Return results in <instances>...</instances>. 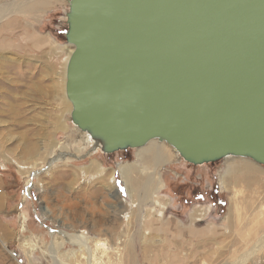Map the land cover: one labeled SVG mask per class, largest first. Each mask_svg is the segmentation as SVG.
<instances>
[{
    "label": "rangeland",
    "instance_id": "1",
    "mask_svg": "<svg viewBox=\"0 0 264 264\" xmlns=\"http://www.w3.org/2000/svg\"><path fill=\"white\" fill-rule=\"evenodd\" d=\"M68 1L0 21V264H86L81 236L90 238L96 264H130V251L136 264H264V247L253 249L264 231L247 245L238 240L246 236L247 220L259 223L249 236L264 221V166L258 164L263 172L248 190L232 179L222 182L226 159L213 172L179 156L161 169L159 194L136 207L125 200L118 166L135 163L138 150L106 157L71 119L65 85L73 46L63 37ZM24 146L38 147L39 157L25 158ZM92 161L106 170L105 178L83 170ZM130 169L134 178L154 174L143 162ZM233 197L242 201L237 210L230 209Z\"/></svg>",
    "mask_w": 264,
    "mask_h": 264
},
{
    "label": "water",
    "instance_id": "2",
    "mask_svg": "<svg viewBox=\"0 0 264 264\" xmlns=\"http://www.w3.org/2000/svg\"><path fill=\"white\" fill-rule=\"evenodd\" d=\"M71 119L106 155L264 166V0H69Z\"/></svg>",
    "mask_w": 264,
    "mask_h": 264
},
{
    "label": "bare ground",
    "instance_id": "3",
    "mask_svg": "<svg viewBox=\"0 0 264 264\" xmlns=\"http://www.w3.org/2000/svg\"><path fill=\"white\" fill-rule=\"evenodd\" d=\"M6 1H7L6 3H4V2L1 3L2 7L0 8V21L4 18L9 17L11 14H14V12L23 13V14L25 13V14H30V15L40 13L45 8H47L51 4V2L54 0H16V1L6 0ZM10 3H12V4H10ZM37 17H38V15H37ZM68 102L72 106V104L70 103L69 100H68ZM91 139L92 138L90 136L88 140L91 141ZM88 140L85 141V147L86 148L89 147V141ZM92 142L96 143L93 139H92ZM96 144L98 145V143H96ZM50 145L53 146V144H49V146ZM167 147H169L168 148L169 150L167 149ZM22 150H23V156L25 158H27L28 160L35 159L36 157H39L38 155L40 154V152H39L40 149L38 147L24 146V147H22ZM96 151H97V149L92 150L91 155ZM137 158L138 159L135 163L133 162L132 164H127V165H126V163L125 164H119V166H118V170H119V172H121L123 182L126 186L128 194H129V199H125V200L130 202L132 207H136L138 205V203L141 204L143 202V200H146L150 197L152 199L154 197V195L159 194L160 190H162V188H164L163 181H162V175H161V171H162L161 169L164 166H166L167 164H171L175 161H178L179 160V154L174 150L173 147L168 146L166 143H160L158 141H153L152 143H150L145 148L138 150ZM232 159H235V158H232ZM232 159H230V158L226 159V164H225V168H224V172H223L224 176H223V174L221 175L222 182L224 181V179H232V180H234V184H233V182H232V184L236 188H238L239 185L243 184L245 186L244 188L249 190L251 183H252V181H250V180L255 181V177L258 176L263 171L260 169L258 164H256L254 161H251L249 159L241 158L242 161H235ZM142 162L145 163L150 168H153L152 170H154V174L153 175L145 174L142 178L141 177L134 178V176L132 177L133 171L130 168L134 167V166L140 167L142 165ZM18 167H19V169H23V170L29 169V167H25L23 165H19ZM83 170L88 171V172H93V173L97 174L98 176H100L101 178H105V176H106V170L98 162L92 161L91 165L86 167V168H83ZM109 183L115 184V179L113 176H111ZM233 185H231V186H233ZM28 187H30V185H28ZM137 194H140L138 196V198H140V200L135 199ZM242 200H244L246 202L245 207L247 209L252 207V204H251V202H248L249 199H247V197H244ZM133 201H135V202H133ZM153 201L154 200H152L151 203ZM240 202L242 203V201L239 198L234 199V197H233L231 200L232 206L230 209L231 210L232 209L237 210V207H238ZM153 204H155V206L159 205L156 201ZM167 205H169V203H167ZM160 214L162 215L163 212ZM238 216L239 215H236L235 218H238ZM258 224L259 223L256 222V218L252 217L251 219L247 220V223L245 224L246 231L244 230L245 232H247L245 234L246 236L242 235L241 237H244V238L243 239L240 238L238 240L241 242H244V244H246V245L253 242V240H255L257 238V235L264 231V221H263V222H260L261 227H260V225L258 226V231L255 232L254 235L252 233V236H249L250 231H252L253 229L255 231L256 226ZM229 226H230V229H237L236 221L230 220ZM259 228H260V230H259ZM262 237L260 236L259 240L257 239L258 241H256V243H255L256 245L253 246L254 247L253 249H262L264 247V244H263L264 237L263 238ZM80 239L82 241V244L80 246V251L85 252L84 256L86 259V264H96L94 253L92 252V250L88 244V241H90V238H85V237L81 236ZM238 240L236 242H238ZM96 245L102 246V245H104V243L97 242ZM149 249L150 248L146 249V252ZM129 251H130V248H129ZM77 252H79V251L77 250V251L72 252V256H74ZM133 255L134 254L130 251L129 256H128V258L130 257L129 259H131L130 264H136V262L133 261V259L135 258Z\"/></svg>",
    "mask_w": 264,
    "mask_h": 264
},
{
    "label": "trees",
    "instance_id": "4",
    "mask_svg": "<svg viewBox=\"0 0 264 264\" xmlns=\"http://www.w3.org/2000/svg\"><path fill=\"white\" fill-rule=\"evenodd\" d=\"M57 15H60V14L58 13ZM58 17H59V16H58ZM55 26H56V25H55ZM55 26H54V29H53L54 31H52V33H53V36L57 38V37H59V36H58L57 30L55 29ZM58 32H61V31L59 30ZM66 32H67V30H66ZM65 34H66V33H65ZM65 34H64V36H63V37H64V40H65ZM126 152H127V151L122 152V153H124V155H125ZM111 155H113V154H111ZM105 156L107 157L108 155L105 154ZM190 165H191V164H190ZM218 165H219V162L205 164V166L210 167L211 170H212L213 172H215L214 169H215Z\"/></svg>",
    "mask_w": 264,
    "mask_h": 264
},
{
    "label": "crops",
    "instance_id": "5",
    "mask_svg": "<svg viewBox=\"0 0 264 264\" xmlns=\"http://www.w3.org/2000/svg\"><path fill=\"white\" fill-rule=\"evenodd\" d=\"M62 2H63V1H62ZM62 2H60V3L56 4V5H58V6H56L55 8H58V7L62 6ZM52 10H53V8H52ZM52 10H51V11H52ZM51 11H50L48 14H50V13H51Z\"/></svg>",
    "mask_w": 264,
    "mask_h": 264
}]
</instances>
